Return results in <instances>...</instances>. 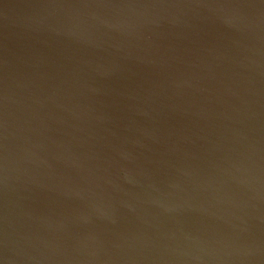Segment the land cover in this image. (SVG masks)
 <instances>
[{"label": "water", "instance_id": "1", "mask_svg": "<svg viewBox=\"0 0 264 264\" xmlns=\"http://www.w3.org/2000/svg\"><path fill=\"white\" fill-rule=\"evenodd\" d=\"M0 264H264V0H0Z\"/></svg>", "mask_w": 264, "mask_h": 264}]
</instances>
